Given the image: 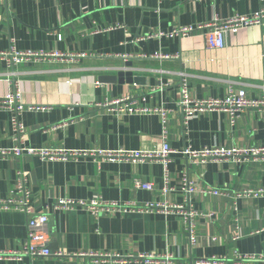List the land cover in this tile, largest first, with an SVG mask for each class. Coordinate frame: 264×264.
<instances>
[{"label": "crops", "instance_id": "0c3cea01", "mask_svg": "<svg viewBox=\"0 0 264 264\" xmlns=\"http://www.w3.org/2000/svg\"><path fill=\"white\" fill-rule=\"evenodd\" d=\"M264 10V0H0V51L85 53L77 59L26 61L12 68L0 61V97L18 89L25 109L24 144L80 151L156 149L162 123L154 113L116 115L98 106L131 96L139 107H166L168 142L179 151L190 146L253 147L264 144L261 113L246 109L233 120L222 110H207L183 123L179 82L185 78L194 98L223 97L228 86L251 97L264 95V18L261 25L239 29L222 48L206 44V30L170 38L155 36L179 26H195L234 13ZM155 53L168 58L153 57ZM11 112L0 109V147L18 143ZM22 170L31 191L32 213H47L48 247L71 257L3 255L22 249L28 215L0 209V264H92L80 253H170L188 257L264 253V197L230 196L246 187H264L263 162L205 161L187 163L179 154L168 163L172 190L160 194L159 162L66 161L21 155L0 158V199L6 198ZM186 172L197 190L189 203L200 214L197 241L189 244L179 214L101 213L52 209L68 197L139 203H182L181 178ZM139 178L154 184L149 191L134 186ZM218 188L229 195H202ZM76 254V255H75Z\"/></svg>", "mask_w": 264, "mask_h": 264}, {"label": "built area", "instance_id": "2783aa9c", "mask_svg": "<svg viewBox=\"0 0 264 264\" xmlns=\"http://www.w3.org/2000/svg\"><path fill=\"white\" fill-rule=\"evenodd\" d=\"M264 18V10L259 9L249 14L234 13L225 18H219L217 15L212 21L199 23L195 26H179L168 31H158L155 36H166L170 38L189 35L192 31L206 30L205 39L208 47L222 48L226 43L228 35L236 33L239 29L251 26L261 25ZM85 53L63 54L58 51H18L14 48L8 51H0V61H4L7 66L13 67L26 61H39L51 59H77L84 57ZM153 57L168 58V55L155 53ZM178 104L183 118V123L194 117L196 114L207 110L225 111L231 120L246 109H257L261 115L262 126L264 129V95L259 97L249 96L243 89H234L228 86L223 97L215 98H194L190 95L187 82L183 75L179 82ZM116 115L134 114V113H154L160 116L162 123L161 142L156 149L143 150H75L59 147H32L24 144L23 135L25 126L21 122L19 115L25 109V105L20 101L18 89L0 97V109L11 112L10 126L18 143L12 147H0V158L17 157L21 155L36 156L41 159H51L66 161L70 158L93 157L100 160H118L130 162H159L163 166L162 185L160 194L166 195L172 190L169 182L170 175L168 163L175 153H179L187 163L196 161H226L234 163H247L253 161L263 162L264 169V144L253 147H216L206 146L199 149H193L190 146L183 147L175 151L168 142L167 125L165 123L168 109L166 107L145 108L139 107L137 101L131 96H123L111 99L105 103L98 104ZM135 187L146 190H153L154 184L149 181H143L139 178L133 179ZM184 201L182 203H171L166 200L156 202L139 203L137 201H113L104 200L100 197L91 199H74L60 197L52 202V209L64 211L82 210L97 216L101 213H128V212H152L158 211L164 214H179L181 221L188 233L189 244L194 245L197 241L196 221L199 212L189 203V194L197 190L196 184L191 181L186 172L181 178ZM202 195L220 196L229 195L225 190L218 188L199 189ZM234 201L239 198H258L264 197V187L251 188L246 187L230 195ZM31 191L28 187L27 177L22 170L16 172L14 187L9 195L0 199L1 210L20 211L28 215L27 234L23 247L18 252L2 253L7 256L21 258L27 256L35 257H71V253L65 251H52L48 247L49 234L47 229V213H32L30 208ZM91 258L92 264H264V253L237 252L232 257L209 256V257H188L178 260L170 253H138L131 256H122L117 253H99L89 252L80 253ZM1 255V254H0ZM76 255V254H75Z\"/></svg>", "mask_w": 264, "mask_h": 264}]
</instances>
